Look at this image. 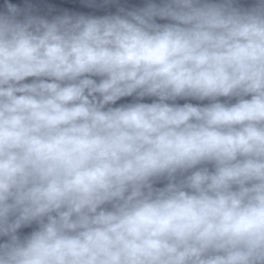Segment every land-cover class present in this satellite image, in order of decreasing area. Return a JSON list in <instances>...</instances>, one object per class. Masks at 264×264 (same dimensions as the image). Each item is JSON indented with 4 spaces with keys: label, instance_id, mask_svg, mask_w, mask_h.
I'll list each match as a JSON object with an SVG mask.
<instances>
[{
    "label": "clouds",
    "instance_id": "1",
    "mask_svg": "<svg viewBox=\"0 0 264 264\" xmlns=\"http://www.w3.org/2000/svg\"><path fill=\"white\" fill-rule=\"evenodd\" d=\"M3 7L0 264H264V0Z\"/></svg>",
    "mask_w": 264,
    "mask_h": 264
}]
</instances>
